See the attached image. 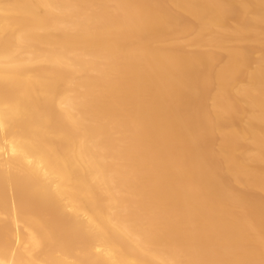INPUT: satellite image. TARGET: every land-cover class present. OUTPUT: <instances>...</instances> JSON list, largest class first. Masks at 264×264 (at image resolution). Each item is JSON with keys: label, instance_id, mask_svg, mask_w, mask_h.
Segmentation results:
<instances>
[{"label": "bare ground", "instance_id": "1", "mask_svg": "<svg viewBox=\"0 0 264 264\" xmlns=\"http://www.w3.org/2000/svg\"><path fill=\"white\" fill-rule=\"evenodd\" d=\"M0 264H264V0H0Z\"/></svg>", "mask_w": 264, "mask_h": 264}]
</instances>
